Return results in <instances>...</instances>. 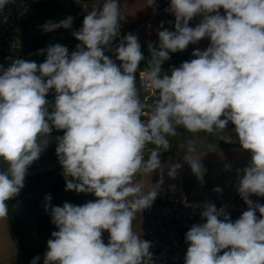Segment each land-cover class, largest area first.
Here are the masks:
<instances>
[{
    "label": "clouds",
    "instance_id": "clouds-1",
    "mask_svg": "<svg viewBox=\"0 0 264 264\" xmlns=\"http://www.w3.org/2000/svg\"><path fill=\"white\" fill-rule=\"evenodd\" d=\"M13 2L0 0V12ZM154 4L147 0L146 6ZM123 9L119 0H93L82 27L72 33L80 43L70 55L57 43L39 50L46 52L42 63L17 58L7 68L0 65V220L8 217L6 202L23 189L47 137L53 129L62 131L55 151L65 190L96 199L53 206L51 194L45 196V211L58 230L47 241L43 264H154L152 243L133 222L153 205L165 170L175 179L182 168L162 163L169 137L179 128L222 136L231 123L240 148L251 155L249 164L236 170V188L248 207L233 221L225 207L196 205L205 222L185 233L184 264H264V204L250 199L264 197V0H170L166 12L174 15L175 30L161 22L158 46L148 44L145 83L156 98L146 119L137 87L145 60L138 37L125 34L114 48L115 59L105 54L120 35ZM197 16L200 22L189 26ZM73 19L48 21L43 31L69 29ZM205 38L210 41L205 50L197 48L193 59L162 71L170 53ZM195 153V141L188 140L183 161L203 185L206 169ZM157 171L155 184L136 179H151Z\"/></svg>",
    "mask_w": 264,
    "mask_h": 264
},
{
    "label": "crops",
    "instance_id": "crops-1",
    "mask_svg": "<svg viewBox=\"0 0 264 264\" xmlns=\"http://www.w3.org/2000/svg\"><path fill=\"white\" fill-rule=\"evenodd\" d=\"M27 2L31 6L32 13L27 19L16 28L17 35L30 50L29 61L38 64L46 59V52L37 54L39 50L46 49L49 45L61 44L68 48L69 55L76 50V45L80 43L73 36L74 31L82 27L85 12L83 6H91L93 0H18ZM167 0H155L153 6H146L147 0H119L124 14V19L120 21V31L127 32L134 30L135 35L141 44V51L145 60L141 62L137 71L145 72L147 62L151 58L148 52V44H159L158 31L163 30L160 25L170 31H174L175 17L172 13L166 12L170 4L166 6ZM101 4L103 0H100ZM223 14V9L220 10ZM71 16L73 17L72 27L69 29L59 28L51 32H44L42 26L48 22H59ZM202 16L194 17L189 26L194 27L200 22ZM171 22V23H169ZM210 44L205 38L197 44H190L184 51L170 53V59L163 63L162 71L170 72L172 67H179L182 62L193 59L192 53L199 48L205 50ZM137 87L140 98L144 95L141 92L137 77ZM55 92L51 90L46 97L51 105H54ZM156 98V94L145 100L146 110ZM150 114V112H149ZM47 137L49 144L41 153L38 160L28 169L24 187L19 195L7 201L9 215L6 219L0 220V264H30L31 260L39 256L38 264H43L44 254L47 251V241L51 238V233L58 230L51 223V217L45 211V196L52 187L57 184V191L52 197L53 206H62L69 202L74 205H83L88 201H94L96 197L91 193H76L65 190V177L63 169L56 155V136ZM41 139H44L43 137ZM171 147L167 152L162 153V163H180L182 168L178 171L175 179L164 172V183L158 193L157 199L169 195L176 191H182L189 198H198L210 195L217 209L225 207L227 213L235 221L243 213L245 202L238 194L237 169L246 167L251 155L240 148L237 141L234 125L228 124L221 135L211 136L205 133H190L183 128L178 129L175 137H169ZM194 140L196 146L195 155L201 157V163L206 169L204 183L197 180L192 173L190 166L183 161V155L187 148V141ZM149 148L152 146L149 145ZM148 152V151H147ZM148 155V154H147ZM147 159V156H146ZM225 165L230 166V170H225ZM242 174V173H241ZM137 180H144L147 184L150 180L155 184L160 179L159 172H154L151 176L136 177ZM216 187L222 189L220 193L214 191ZM254 202L264 204V197L252 195ZM259 217V213H257ZM135 230L146 240V222L143 211L137 215L133 222ZM109 235L103 233V240L107 244Z\"/></svg>",
    "mask_w": 264,
    "mask_h": 264
},
{
    "label": "built area",
    "instance_id": "built-area-1",
    "mask_svg": "<svg viewBox=\"0 0 264 264\" xmlns=\"http://www.w3.org/2000/svg\"><path fill=\"white\" fill-rule=\"evenodd\" d=\"M170 0L166 1V6ZM91 10V6H83L86 13ZM32 13L31 6L27 2L14 0L5 6L0 12V65L9 67L14 59L20 58L28 60L30 50L19 38L16 28L24 22ZM136 29L127 32L120 31L116 38L112 50H107L106 55L113 56L115 59L114 48L120 42L125 34H134ZM119 64V61H116ZM145 72L138 74V83L145 100L154 92L145 83ZM149 112L145 109L144 118ZM63 134L62 131L53 129L51 135ZM145 151V158L148 154ZM210 195L198 198H189L182 191H176L169 195L159 197L154 201L149 209L143 210L146 222V240L152 243L150 251L153 253L154 264H184V256L187 250L185 243V233L193 224L204 223L200 216L202 208H196V205H202L205 202H212ZM185 202L192 207L185 206ZM245 204L244 210H247Z\"/></svg>",
    "mask_w": 264,
    "mask_h": 264
},
{
    "label": "trees",
    "instance_id": "trees-1",
    "mask_svg": "<svg viewBox=\"0 0 264 264\" xmlns=\"http://www.w3.org/2000/svg\"><path fill=\"white\" fill-rule=\"evenodd\" d=\"M56 191H57V184H55V185L52 187V189H51L49 192L45 193V194H46V195L51 194V197H53V196H54V193H56Z\"/></svg>",
    "mask_w": 264,
    "mask_h": 264
}]
</instances>
